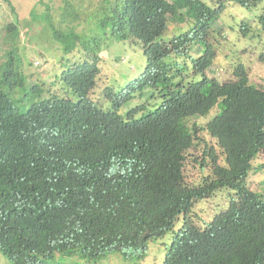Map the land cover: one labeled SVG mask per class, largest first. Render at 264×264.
Masks as SVG:
<instances>
[{
    "label": "trees",
    "instance_id": "obj_1",
    "mask_svg": "<svg viewBox=\"0 0 264 264\" xmlns=\"http://www.w3.org/2000/svg\"><path fill=\"white\" fill-rule=\"evenodd\" d=\"M4 1L12 18L0 44V252L12 264H61L62 256L90 261L128 249L145 252L149 241L170 234L162 264H264V194L247 185L252 160L264 153V83L249 84L242 65L223 85L203 76L214 56L208 44L193 61L199 81L175 82L165 61L172 53L185 56L194 37L186 31L163 41L169 19H182L179 7L200 19L206 5L103 0L97 9L110 31L99 30L93 9L82 32L75 24H50L46 41L35 37L41 56L59 57L48 81V75L32 79L22 71L27 58L20 30L36 24V13L22 20ZM228 1L252 6L259 0H216L220 12ZM65 4L60 22L78 20V7ZM260 22L264 28V16ZM97 29L105 38L139 41L146 57L141 77L113 95L108 111L91 98L104 50ZM259 58L264 61V54ZM147 87L159 89V107L140 119L132 117L137 109L121 115V106ZM214 107L206 130L224 164L212 147L204 150L211 175L190 185L183 169L194 131L185 120ZM222 188L234 192L226 208L203 228L195 224V202Z\"/></svg>",
    "mask_w": 264,
    "mask_h": 264
},
{
    "label": "rangeland",
    "instance_id": "obj_2",
    "mask_svg": "<svg viewBox=\"0 0 264 264\" xmlns=\"http://www.w3.org/2000/svg\"><path fill=\"white\" fill-rule=\"evenodd\" d=\"M9 1L14 10L18 12L20 19L26 20L30 11L36 13L39 19L36 24L30 26L31 29L22 26L20 30V48L27 58L24 62L25 65L22 66V71L32 79H42L48 75V81L53 80V71L49 66L56 62L59 57L50 54L41 56L42 53L39 52L35 38L40 37L46 41L48 39L46 35H50L48 33L52 32V25L50 24H57L62 29L75 24V30L82 32L89 27L86 16L90 11L89 9H93L89 13L92 12V18L99 20V30L104 31L106 27V30L110 31V26L104 24L102 10H99L103 0H66L72 3L73 11H75L76 6L78 7L76 10L79 16L78 20L68 18V23L66 21L60 22L62 12L67 6L65 0ZM169 1L174 2V0ZM201 1L207 4L211 12H206L200 20H197V26L195 19L188 14L187 8L179 7L177 10L179 15L182 14V19H169L167 27L160 37L167 42L178 34L192 30L194 37L185 56H176L172 53L165 60L166 62L169 61V72L174 77L175 82L183 80L185 84H188L202 78V73L196 74L192 71L193 61L203 55L205 44L211 43L215 50V56L210 67L205 70L208 77H213L219 82L234 80L236 79L235 67L243 65L249 84L262 87L264 83V61L259 57L264 54V28L260 22V17L264 16V0H259L256 5L252 6H241L228 1L221 12L218 11V4L213 0ZM9 5L6 1L0 0V7H2L0 10V44L2 36L5 35L3 25L12 18ZM22 24L24 25V23ZM99 30L97 29V33L102 40L104 50L98 53L100 72L91 91V98L98 107L108 111L114 108L113 95L122 92L130 82L141 77L146 68V57L143 53V45L139 41L105 38ZM77 54H81V52L78 51ZM178 68H181V72ZM47 87H53V84ZM158 95V90L151 87L145 88L141 93H135L134 97L121 106V115L126 117L130 110L137 109L132 117L140 119L155 111L162 100ZM27 107L28 103L26 102L21 105L23 110ZM139 107L142 108L138 109ZM217 111V107H214L205 116H191L185 120L187 126L194 131V145L186 152L183 169L185 182L190 185H197L206 176L211 175V162L208 158H203L204 153H207L204 150H209L212 147L219 156V163L224 164L221 149L217 147L215 139L206 130V123ZM204 144L206 145L205 148ZM263 163L264 153L259 152L252 160V169L248 174L247 185L251 190L264 194V168H258ZM233 193L229 188H222L210 197L195 202L190 213L191 219L203 228L214 214L226 208ZM180 222H177L176 229ZM169 243L170 234H167L163 238L149 241L145 252L141 249H128L125 254L111 252L100 259L90 261L79 257L62 256L59 258V262L61 264H162L164 251ZM0 264L12 263L0 252Z\"/></svg>",
    "mask_w": 264,
    "mask_h": 264
},
{
    "label": "clouds",
    "instance_id": "obj_3",
    "mask_svg": "<svg viewBox=\"0 0 264 264\" xmlns=\"http://www.w3.org/2000/svg\"><path fill=\"white\" fill-rule=\"evenodd\" d=\"M201 1V0H200ZM201 2H203V1H201ZM213 2H215L216 4H218V2H216V0H213ZM204 3V2H203ZM227 3V2H226ZM225 3V4H226ZM205 5H206V7L208 8V6H207V4L206 3H204ZM218 11H220L219 10V4H218ZM208 12H211L210 10H209V8H208ZM206 13V12H205ZM205 13L203 14H201L202 15V17L205 15ZM201 17V18H202ZM194 18V17H193ZM200 18V19H201ZM195 19V18H194ZM200 19H195V22H196V26H197V20H200ZM196 26H194V27H196ZM193 28V27H192ZM189 32V31H188ZM189 33H192V30L189 32ZM181 34H183V33H181ZM181 34H178L177 36H179V35H181ZM193 34V33H192ZM177 36H175V37H177ZM209 46H210V48L213 50V52L215 51L214 50V47H213V45L211 44V43H207ZM189 45H190V43H189ZM188 45V46H189ZM206 45V44H205ZM189 49V48H188ZM205 51V50H204ZM204 54V53H203ZM202 56V55H201ZM200 56V57H201ZM214 56H215V52H214ZM214 56H213V59H212V62H213V60H214ZM199 57V58H200ZM198 59V58H197ZM212 64V63H211ZM243 66V65H242ZM210 67V66H209ZM206 70V69H205ZM205 70H204V75L203 76H206V77H208L207 75H206V73H205ZM192 71H193V68H192ZM208 78H213V77H208ZM213 79H215V78H213ZM218 83H219V85H223V84H225L226 82H229V81H232V80H228V81H225V82H219L217 79H215ZM235 80V79H234ZM175 81V80H174ZM109 88V87H108ZM153 88V87H152ZM111 89V88H110ZM156 90H158V92H159V89L158 88H155ZM113 90V89H112ZM113 92H114V90H113ZM115 93V92H114ZM114 93H110V94H114ZM116 94V93H115ZM159 96V95H158ZM142 107H139L138 109H141ZM208 198V197H207ZM205 199V198H204Z\"/></svg>",
    "mask_w": 264,
    "mask_h": 264
}]
</instances>
